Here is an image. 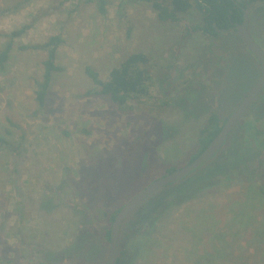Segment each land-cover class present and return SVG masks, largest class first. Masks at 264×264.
Segmentation results:
<instances>
[{
  "label": "rangeland",
  "instance_id": "374dc122",
  "mask_svg": "<svg viewBox=\"0 0 264 264\" xmlns=\"http://www.w3.org/2000/svg\"><path fill=\"white\" fill-rule=\"evenodd\" d=\"M108 2L106 17L79 0L41 18L14 40L0 70V134L10 131V141L24 138L19 156L0 149V257L5 264H32L21 255L31 258L37 250L56 260L62 253L65 264H105L110 217L164 169L186 165L206 115L217 107L222 118L228 117L259 76L256 59L231 34L215 40L197 33L182 41L185 26L199 23L198 16L182 15L178 23L162 25L146 2ZM12 3L1 0L0 6ZM51 6V0H31L17 13L0 16V50L7 42L3 35ZM250 25L251 38L264 51L260 22ZM54 34L65 41L57 52L63 72L53 76L46 114L35 116V82L44 54L18 47ZM231 39L232 49L224 55L220 47ZM135 53L152 57L153 79L147 97L128 103L129 115L107 98H83L93 88L85 67L105 80ZM255 100L242 120L257 119L264 128V92ZM169 186L124 221L120 264H264V202L251 200L239 214L238 207L249 200L243 183L203 190L154 218L150 233L132 235L136 214L147 217ZM83 204L89 214L81 211ZM83 215L93 226L88 235L80 231Z\"/></svg>",
  "mask_w": 264,
  "mask_h": 264
},
{
  "label": "trees",
  "instance_id": "16d2710c",
  "mask_svg": "<svg viewBox=\"0 0 264 264\" xmlns=\"http://www.w3.org/2000/svg\"><path fill=\"white\" fill-rule=\"evenodd\" d=\"M12 1L13 3L9 6H0V16H8L17 13L31 0ZM74 1L77 2L79 0H51L52 6L47 9L38 10L36 15L31 18L29 24L23 26L17 31L3 35V37L7 39V42L0 50V70L2 71L5 69L14 48V40L16 38L21 37L27 30L32 29L41 18L58 14L62 7L73 3ZM82 1L84 4L93 5L101 16L106 17L108 15V0ZM135 1L150 4L157 22L162 25L176 24L180 21V16L182 15L198 16L200 19L199 23L185 26L184 34L182 36V41L184 42L197 33L215 40L221 37L224 38L226 33H217L216 29L227 30L233 28L236 24H240L243 20L246 5H249L250 10L248 30L252 22L259 21L261 24L260 36H262V32L264 31V0H241L242 2L240 3H237L235 0ZM231 35V37H235L234 39L241 43L236 35ZM232 42V39L226 40V43L222 44L220 47L224 55L230 53L232 49L231 44L234 43ZM64 43V39L59 34H54L48 36L45 41L41 43L21 45L18 47L19 52H40L44 54V59L41 62V75L35 82L34 102L36 109L33 113L35 116L46 114V100L53 76L63 72V68L57 64V52ZM223 60L227 62L228 59L223 58ZM152 62L151 56L142 53L127 55L116 67L108 72L105 80H102L99 77V74L91 67H85L84 74L91 81L93 88L86 91L83 94V98H107L113 105L123 112V114L129 115L131 113V108H128V103L139 101L149 95L150 83L153 79L154 64ZM263 92L264 89L260 95H262ZM226 119L227 117L222 118L220 116V111L217 107L206 115L201 129H199L194 151L191 154L188 163L193 161L207 147L212 139L219 133ZM242 119L243 117L231 131L223 148L214 158L186 178L171 184L169 186L171 188L165 190L167 193L163 197L164 201L158 204L155 208L149 209L147 217L142 215L141 211L139 214H136V223L129 226L132 235H144L150 233L151 224L154 222V218L157 219L170 208L187 203L203 190L214 191L218 189L219 186L228 182L243 183L246 187L247 198H249V200L247 199L248 202L245 206L240 205L238 207L237 212L239 214L245 211L246 206L250 208L249 203L251 200H263L264 202V128L258 126L256 122L257 119L252 122L243 121ZM7 122L10 127L18 128V125L10 120H7ZM5 135L8 137L11 135V132L5 131ZM6 137L0 134V149L19 156V149L21 148L24 138L21 137L19 140L10 141ZM173 170H175L174 167L164 169V175L171 173ZM75 196L78 198L77 200L80 204L82 199L79 198V194H76ZM236 205L238 206L239 203ZM70 206L73 208L78 207V205L74 203H71ZM139 209L141 208H137L136 210L138 211ZM90 210V207L83 204L81 211L89 214L91 212ZM118 210H116L110 217V223H112ZM240 218L243 217L241 216ZM236 219H238V214L233 217V221L235 222ZM82 221L80 231L85 232V235H88L90 230L93 229V226L90 224L91 219L85 220L83 215ZM109 231L110 230L108 229L105 232V238L108 242ZM256 248L259 247L256 246ZM43 254L46 255L43 256ZM21 256L26 260L28 259L32 264H60L59 260L61 261V264H65L66 261V259H63L65 257H63L64 255L62 253H60V256L63 261L61 259H54V257L49 255V252L44 253L42 250L34 252L31 258H26L24 254ZM9 262H7V264H10ZM0 264H5L4 259L1 257ZM118 264H120V258L118 259Z\"/></svg>",
  "mask_w": 264,
  "mask_h": 264
},
{
  "label": "water",
  "instance_id": "95a60500",
  "mask_svg": "<svg viewBox=\"0 0 264 264\" xmlns=\"http://www.w3.org/2000/svg\"><path fill=\"white\" fill-rule=\"evenodd\" d=\"M237 3L241 0H235ZM249 5H246L243 20L240 24H236L233 28L227 30L216 29L217 33H230L238 37L245 49L250 52L256 59L259 67V76L247 94L242 98L236 108L229 114L224 124L222 125L219 133L212 139L207 147L191 162L186 165L176 168L171 173L161 176L160 178L152 181L141 191L135 194L127 202H125L118 212L115 214L114 219L110 226L109 231V250L105 264H118L119 259V234L124 221L133 213L143 201L155 192L174 184L191 173L199 169L201 166L214 158L219 151L223 148L226 139L231 131L239 123L247 109L257 99L262 90L264 89V51L263 49L251 38L248 30L249 18Z\"/></svg>",
  "mask_w": 264,
  "mask_h": 264
}]
</instances>
